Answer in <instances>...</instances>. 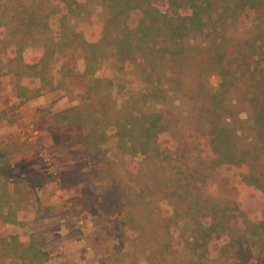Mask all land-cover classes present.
Wrapping results in <instances>:
<instances>
[{
    "label": "trees",
    "instance_id": "1",
    "mask_svg": "<svg viewBox=\"0 0 264 264\" xmlns=\"http://www.w3.org/2000/svg\"><path fill=\"white\" fill-rule=\"evenodd\" d=\"M99 1L101 13L86 0H56L42 12L37 7L19 12L11 32L4 24L3 41L9 44L2 49L9 55V71L18 78V98L28 102L55 90V54L80 48L91 85L81 105L58 111L55 118L59 126L82 127L77 132L82 156L98 166L99 178L105 181L102 214L126 209L123 224L138 234L136 240L152 264H254L264 259V66L254 63L255 59L264 63V0ZM135 10L141 16L133 26L130 17ZM200 36L208 41L210 67L221 78L216 91L204 85L191 88L186 81L194 73V61L205 70L187 44ZM107 58L114 59L119 72L136 73L153 85L149 93H131L135 102L161 99L166 88L195 95L207 124L209 168H233L236 199L204 195L188 177L190 169L183 167H178L169 191L156 193L148 184L139 190L133 178L118 174L119 158L172 164L181 153L177 146L162 144L174 134L162 111L121 108L110 113L102 101L98 109H86L93 91L100 92L102 81L93 76ZM243 88L254 141L240 148L232 123L235 114L227 101L230 93ZM4 116L0 111V120ZM112 139L117 140L115 148L104 147ZM9 154L0 142V264H54L45 249L48 232L38 230L25 237L9 233L13 225L27 226L45 217L37 210L32 216L34 191L26 181L8 176ZM252 190L258 195L245 198ZM182 251L185 258L179 262L176 258Z\"/></svg>",
    "mask_w": 264,
    "mask_h": 264
},
{
    "label": "rangeland",
    "instance_id": "2",
    "mask_svg": "<svg viewBox=\"0 0 264 264\" xmlns=\"http://www.w3.org/2000/svg\"><path fill=\"white\" fill-rule=\"evenodd\" d=\"M86 1L96 13H101L99 0ZM54 4H57L56 0H0V111L5 112L0 120V142L10 151L8 176L11 179L23 178L34 191L30 206L32 216L33 210L45 215L27 226L13 225L9 233L25 237L38 230L48 232L49 242L45 249L50 252L54 264H152L143 245L136 240L138 234L123 224L128 211L116 209L108 216L102 214L105 181L99 178L98 166L82 156V144L77 138V132L82 127H62L56 123L55 113L81 105L84 91L92 82V77L84 75L82 50L69 48L55 54L52 73L58 87L42 98H36L40 104L31 106L32 100L23 102L18 98V78L9 71V55L2 49L9 44L8 40L3 41L7 37L2 34L4 24L8 25L5 29L11 32L14 17L25 8L37 7L42 12ZM140 16V12L135 10L130 17L131 25L134 26ZM72 23L75 25V20ZM187 44L195 49L197 59H202L205 66V70H199L198 62L194 61V73L186 80L188 85L191 88L204 85L210 90H218L221 78L210 67L206 53L208 41L200 36ZM254 63L264 66L257 59ZM93 77L102 81L100 92L93 91V98L84 104L86 109L94 111L102 101L110 113L121 108L162 111L174 132L172 137L163 139L162 144L180 148L181 155H175L172 164L139 163L138 160L123 161L119 158L116 163L118 174L133 178L134 186L139 190L148 184L151 186L149 191L156 193L161 189L169 191L177 179L178 167H183L190 169V172L186 170L188 177L192 176V181H196L198 190L204 195L214 200L236 199L239 196L238 187L232 185L234 170L231 166L214 171L209 168L212 152L207 124L202 104L194 100L195 95L166 88V96L161 99L135 102L131 93H149L153 85L136 73L119 72L113 58L103 60ZM25 83L30 84L31 81L26 79ZM244 91V88L235 90L227 101L235 114L232 123L237 130L235 138L240 148L254 141ZM31 115L38 119H29ZM38 121L42 123L45 137L41 135ZM116 143L117 140L112 139L104 147L113 149ZM181 179L185 182V176ZM256 195L258 192L252 190L244 196L253 199ZM212 249L216 254V243L212 244ZM183 252L177 255V261H183ZM254 264H264V259L254 260Z\"/></svg>",
    "mask_w": 264,
    "mask_h": 264
},
{
    "label": "crops",
    "instance_id": "3",
    "mask_svg": "<svg viewBox=\"0 0 264 264\" xmlns=\"http://www.w3.org/2000/svg\"><path fill=\"white\" fill-rule=\"evenodd\" d=\"M42 98V97H41ZM39 99V98H38ZM33 101V102H32ZM31 102V106H37L38 104H40L38 101H36L35 99L34 100H32ZM29 106H30V103H29ZM26 108V107H25ZM33 114V113H32ZM36 115V114H35ZM35 118L36 119H38V117L37 116H35ZM35 118L33 117V115H31L30 117H29V119H33V120H35ZM39 123H40V125H39V128L41 129V135H42V137L44 136H46V133H45V131H44V129L42 128V123L40 122V121H38ZM36 165H38V166H41V164L40 163H37ZM42 165H43V163H42Z\"/></svg>",
    "mask_w": 264,
    "mask_h": 264
}]
</instances>
